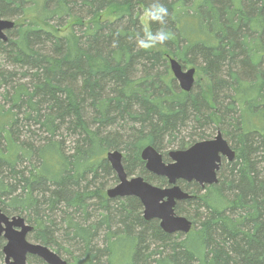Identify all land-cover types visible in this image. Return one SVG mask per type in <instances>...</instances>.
<instances>
[{
    "label": "trees",
    "instance_id": "16d2710c",
    "mask_svg": "<svg viewBox=\"0 0 264 264\" xmlns=\"http://www.w3.org/2000/svg\"><path fill=\"white\" fill-rule=\"evenodd\" d=\"M153 3L173 39L144 51ZM0 17L16 20L0 40L11 65L0 68V209L33 227L30 240L69 264H264V0H0ZM169 57L204 83L182 91ZM218 131L236 152L218 183H178L197 197L176 208L189 234L146 221L137 198L108 199L109 151L129 176L166 187L143 148L167 161L166 148Z\"/></svg>",
    "mask_w": 264,
    "mask_h": 264
},
{
    "label": "water",
    "instance_id": "95a60500",
    "mask_svg": "<svg viewBox=\"0 0 264 264\" xmlns=\"http://www.w3.org/2000/svg\"><path fill=\"white\" fill-rule=\"evenodd\" d=\"M12 20L0 17V40L8 41V32L15 27ZM171 72L180 89L190 92L195 86L196 69L186 71L182 64L168 58ZM236 152L231 148L221 131L213 139L196 142L185 150H171L164 156L152 146H146L141 152L146 170L165 178L168 186L159 187L143 177H130L125 170L124 154L118 150L109 151L106 160L114 170L118 183L108 189L109 200L137 198L143 206L146 221L157 220L160 228L167 234H189L193 223L188 218L176 212L178 203L197 198L196 195L182 190L178 182L196 183L202 190L218 183V172L222 157L229 162L235 159ZM33 231L23 217H8L0 209V235L4 233L8 241L3 249L6 264H28V257L34 256L46 264H69L59 254L48 247L28 241V235Z\"/></svg>",
    "mask_w": 264,
    "mask_h": 264
},
{
    "label": "clouds",
    "instance_id": "9594fccd",
    "mask_svg": "<svg viewBox=\"0 0 264 264\" xmlns=\"http://www.w3.org/2000/svg\"><path fill=\"white\" fill-rule=\"evenodd\" d=\"M168 17L169 12L167 7L160 3H153L143 11L142 20L144 23L148 25L155 23L162 27L155 33L146 28L142 37L137 34V47L139 49L150 51L157 46H163L166 42L173 39V33L166 29Z\"/></svg>",
    "mask_w": 264,
    "mask_h": 264
},
{
    "label": "rangeland",
    "instance_id": "374dc122",
    "mask_svg": "<svg viewBox=\"0 0 264 264\" xmlns=\"http://www.w3.org/2000/svg\"><path fill=\"white\" fill-rule=\"evenodd\" d=\"M117 12H119V9H117V8H113V9H110V10H108V11H106L105 13H103V16H102V19H105V18H111V17H113ZM5 19H7V18H5ZM9 20H12V21H16L15 19L13 20V19H9ZM16 23V22H15ZM141 23L143 24V26L145 27V29L147 28L148 30H149V25L148 24H146V23H144V21L142 20V17H141ZM8 34V33H7ZM168 57V56H167ZM195 67L194 68H197V65H194ZM3 67H5V68H11V65H9L8 64V59H7V56H3V55H0V68H3ZM192 67L190 66V67H186V71H188L189 69H191ZM18 76V75H17ZM195 82H197V84L199 85V82L201 83V84H203L204 83V78L203 77H198V76H196L195 77ZM1 93H4V90H0V100H3V98H2V96H1ZM217 136V132H211L210 133V136H208V139H213V138H215ZM71 142L72 141V138H68V140H67V142ZM230 145V144H229ZM232 148V147H231ZM233 149V148H232ZM171 150H174L173 148H166L165 149V152H169V151H171ZM107 155V154H106ZM227 159V158H226ZM109 189H110V187H109ZM107 190H108V188H107ZM206 190V189H205ZM205 190H202V192L204 191L205 192ZM206 193V192H205ZM204 194V193H203ZM203 194H201V195H203ZM32 242H34V243H37L36 241H34V240H31ZM61 257L64 259V260H66L65 259V257H63L62 255H61ZM67 261V260H66Z\"/></svg>",
    "mask_w": 264,
    "mask_h": 264
},
{
    "label": "flooded vegetation",
    "instance_id": "af4514ba",
    "mask_svg": "<svg viewBox=\"0 0 264 264\" xmlns=\"http://www.w3.org/2000/svg\"><path fill=\"white\" fill-rule=\"evenodd\" d=\"M164 161H166L165 159H164ZM224 161H226V162H229L225 157H222V164H223V162ZM222 164H221V166H222ZM220 169H221V167H220ZM220 172V171H219ZM219 172H218V176H219ZM130 177H137V176H130ZM180 182H183V181H180ZM179 183V182H178ZM194 183V182H193ZM117 185V184H116ZM201 188V187H200ZM202 189V188H201ZM131 198V197H130ZM134 198V197H133ZM126 199V198H125ZM142 205V204H141ZM143 206H142V211H143ZM8 217H14V216H8ZM26 221V220H25ZM157 221V220H156ZM26 224H28L27 223V221H26ZM32 233V232H31ZM30 233V234H31ZM30 234L28 235V241H30V242H32L31 240H30V238H29V236H30ZM0 239H2L3 240V242H2V249H1V252H2V263L1 264H6V260H5V256H4V253H3V249H4V247H5V245L7 244V240L5 239V237H4V233H2L1 235H0ZM32 243H34V242H32ZM30 257H34V256H29L28 257V259H30ZM38 258V257H37ZM40 259V258H39ZM43 261V260H42ZM44 262V261H43ZM45 263V262H44Z\"/></svg>",
    "mask_w": 264,
    "mask_h": 264
},
{
    "label": "bare ground",
    "instance_id": "6f19581e",
    "mask_svg": "<svg viewBox=\"0 0 264 264\" xmlns=\"http://www.w3.org/2000/svg\"><path fill=\"white\" fill-rule=\"evenodd\" d=\"M143 216H144V212H143Z\"/></svg>",
    "mask_w": 264,
    "mask_h": 264
}]
</instances>
